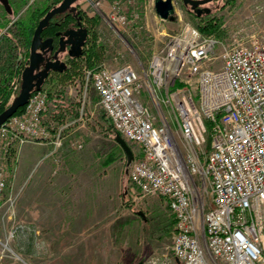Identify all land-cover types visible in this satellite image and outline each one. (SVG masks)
<instances>
[{
  "label": "built area",
  "instance_id": "obj_1",
  "mask_svg": "<svg viewBox=\"0 0 264 264\" xmlns=\"http://www.w3.org/2000/svg\"><path fill=\"white\" fill-rule=\"evenodd\" d=\"M80 82L81 101L92 87L114 135L137 146L131 189L163 197L173 215L170 257L141 264H264V30L225 40L183 22L144 78L130 64L97 65ZM48 110L47 90L32 91L0 125V159L25 143L61 145L79 118L51 127Z\"/></svg>",
  "mask_w": 264,
  "mask_h": 264
},
{
  "label": "rangeland",
  "instance_id": "obj_2",
  "mask_svg": "<svg viewBox=\"0 0 264 264\" xmlns=\"http://www.w3.org/2000/svg\"><path fill=\"white\" fill-rule=\"evenodd\" d=\"M225 1L205 4L211 9L209 16L198 17L181 0H172L173 20L157 16L153 0H78L77 4L87 19L89 40H95L99 52L92 65L114 69L130 64L144 78L151 56L183 22L197 25L215 16L225 40L264 30V0ZM53 2L8 0L7 14L0 2V19L27 20L32 11L50 6L49 10L61 0ZM113 13L124 15L126 24L114 22ZM4 32L1 28L0 35ZM89 46L88 42L84 49ZM27 51L20 43L21 65ZM8 55L0 37V70ZM86 55L68 61L64 74L42 86L49 93L46 124L56 126L60 116L79 118L61 145L53 151L50 144L25 143L13 160L0 159L4 166L0 178L5 182L0 190V264H141L150 257H170L174 220L166 200L140 196L131 189L130 164L114 141L96 92L88 87L84 101L77 93L81 71L89 66ZM19 84L16 77L6 107L19 92ZM128 144L136 153V144Z\"/></svg>",
  "mask_w": 264,
  "mask_h": 264
},
{
  "label": "water",
  "instance_id": "obj_3",
  "mask_svg": "<svg viewBox=\"0 0 264 264\" xmlns=\"http://www.w3.org/2000/svg\"><path fill=\"white\" fill-rule=\"evenodd\" d=\"M76 0H61V2L45 12V14L37 21L28 46V61L26 65L22 68L20 73V87L19 92L15 95L10 104L0 112V125L9 117H11L16 111L24 106L33 90H39L41 88L42 80L46 76V71L49 68H54L57 70L65 69L64 64L60 63L57 59L54 62L47 64L43 70L34 73L41 62V50L43 47L41 44V32L49 24L51 18L59 13H62L68 9L72 3ZM213 0H181V2L190 7L197 16L201 15L202 12L208 13V7H199L205 5ZM7 12H11L8 0H0ZM154 11L161 19L173 20L175 18L174 7L172 0H153ZM47 39L44 42H49ZM40 46L41 50L38 51ZM73 57H79L81 52L72 54ZM114 141L120 146L125 154L126 165L128 166L133 159V151L129 144L119 135H114ZM137 214L143 215L141 211Z\"/></svg>",
  "mask_w": 264,
  "mask_h": 264
},
{
  "label": "flooded vegetation",
  "instance_id": "obj_4",
  "mask_svg": "<svg viewBox=\"0 0 264 264\" xmlns=\"http://www.w3.org/2000/svg\"><path fill=\"white\" fill-rule=\"evenodd\" d=\"M77 1L72 3L62 13L54 15L49 21L48 26L41 32V47L43 48L41 50L39 46L38 51L40 52L41 50L42 60L34 73L43 70L47 64L54 62L56 59L65 66L63 70L49 68L46 71V76L43 78L41 86L47 81L55 80V78H52L54 75L64 74L68 68V61L77 58L73 57L72 54L82 53L90 41V28L87 24V19L78 9ZM199 7L207 6L202 5ZM201 14H204V12ZM47 39L50 41L44 42Z\"/></svg>",
  "mask_w": 264,
  "mask_h": 264
},
{
  "label": "trees",
  "instance_id": "obj_5",
  "mask_svg": "<svg viewBox=\"0 0 264 264\" xmlns=\"http://www.w3.org/2000/svg\"><path fill=\"white\" fill-rule=\"evenodd\" d=\"M59 1L60 0H54L53 3L57 4ZM232 1L233 0H226L225 2L230 3ZM49 7L50 6H47L45 9H42L40 11L39 9L32 11L33 13L30 14V17L27 20L13 21L9 25H8L9 20L7 21L4 20L0 22V28H3V29L5 28V32L1 34L0 37H3V40L7 44L8 51H9L8 62L0 70V110L6 107V103L9 99V95L11 92L10 86L13 84L16 77H18L19 75V69L21 67V62L17 60L18 46L20 45V43H23L26 46V48H28L31 35L37 23L38 18L41 16V14L45 13V11ZM210 12H211V9L209 8V12L204 13L206 14L205 16H209L208 14ZM7 13L8 12L5 9V14ZM35 13H38V16H35ZM197 27L204 33L212 34L219 38L222 37L223 30L221 29V21L219 18L215 16L208 17L207 20H204L203 22H200L199 24H197ZM89 43H90V46H89L88 51L84 49L81 55H86V53H88L86 55L87 63L89 66H93L92 65L93 59L98 58L99 52H98V49H96L97 45L95 44L94 39L92 40V42L89 41ZM27 61H28V51L26 53V60L22 64L23 67L26 65ZM179 85L180 83L178 81H175L171 88L174 89L175 87ZM19 87H20V84L18 85V90H19ZM21 109L22 107H20L16 112H19ZM110 160H113V156L109 157L107 161L109 162Z\"/></svg>",
  "mask_w": 264,
  "mask_h": 264
},
{
  "label": "crops",
  "instance_id": "obj_6",
  "mask_svg": "<svg viewBox=\"0 0 264 264\" xmlns=\"http://www.w3.org/2000/svg\"><path fill=\"white\" fill-rule=\"evenodd\" d=\"M4 20H6V19H0V22H1V21H4ZM7 20H8V19H7ZM12 22H13V21H11V22L9 21L8 25L11 24ZM0 29H1V28H0ZM4 29H5V28H4ZM22 68H23V65H21V67H20V69H19V74H20Z\"/></svg>",
  "mask_w": 264,
  "mask_h": 264
}]
</instances>
